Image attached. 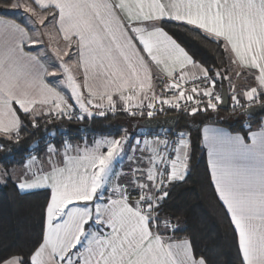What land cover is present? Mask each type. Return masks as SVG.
<instances>
[{
  "label": "snow or ice",
  "instance_id": "1",
  "mask_svg": "<svg viewBox=\"0 0 264 264\" xmlns=\"http://www.w3.org/2000/svg\"><path fill=\"white\" fill-rule=\"evenodd\" d=\"M8 6L27 14L23 26L0 20V136L8 141L20 142L18 112L30 117L33 127L38 117L71 120L69 98L79 108V120L91 118L92 109H99V116L115 113L118 101L131 115H136L132 109L142 116L148 109L151 119L157 103L180 110L184 100L185 110L195 116L202 101L193 94L201 93L207 98L203 110L216 111L222 97L214 94L215 80L164 31L159 23L164 20L222 40L232 63L255 78L256 86L243 92L247 107H264V0H17ZM36 25L55 31L41 33ZM41 35L50 42L62 37L64 49L52 48L58 65L25 52L26 44L42 42L33 38ZM153 65L167 78L164 91L171 98L155 93ZM73 68L82 73V82ZM50 76L61 78L49 82ZM201 77L210 87H183ZM233 93L234 108L243 107L234 86ZM188 102L194 106L188 108ZM130 139L125 133L97 140L93 148L76 149V155H69L65 141L60 162L52 159L59 152L49 144L46 172L43 166L36 169L42 162L31 156L17 187L50 190L41 241L27 260L11 256L0 264H206L188 239L167 235L178 225L160 212L169 185L183 181L189 170L190 140L184 132L175 141L158 134ZM250 140L217 128L203 130L211 181L234 226L240 264H264V130ZM126 144L132 166L121 183L114 167L126 155ZM9 175L0 173V182Z\"/></svg>",
  "mask_w": 264,
  "mask_h": 264
},
{
  "label": "trees",
  "instance_id": "2",
  "mask_svg": "<svg viewBox=\"0 0 264 264\" xmlns=\"http://www.w3.org/2000/svg\"><path fill=\"white\" fill-rule=\"evenodd\" d=\"M14 0H0V17L11 18L8 5ZM163 27L192 56L193 60L206 68L209 76L215 80L216 91L226 88L229 95L228 80L216 78L231 73V59L225 52L223 43L217 41L196 28L174 21H162ZM246 82L249 76L241 74ZM236 109L229 103L227 110L217 106L216 111L197 112L195 116L183 114L173 131H163L169 134L184 132L190 140L191 153L189 170L183 181L173 182L168 187L169 196L164 200L160 212L162 217L169 218L178 225L175 232L169 230L167 235L174 240L188 239L197 258H203L206 264H240L234 227L213 188L206 159V152L201 144L200 129L206 124L225 127L232 133H238L247 138L251 128L259 127L264 122V115L257 118H244L238 113L247 107ZM74 113H77L73 109ZM23 120L19 144L0 136V167L8 170L26 164L24 158L30 153L39 157L51 143L56 148L65 147V141L80 140V136L97 135L103 138H119L122 131L115 124L116 120H132L131 129L137 131L139 121L146 116L127 115L122 112L106 113L104 116H92L79 120L73 115L57 119L53 117H38L36 127L32 120L22 112H18ZM165 115H173L167 112ZM165 115H160L165 116ZM224 118V119H221ZM89 129L81 130L82 127ZM134 125L137 127L135 128ZM151 130H149L150 132ZM66 137V139H64ZM134 138L131 137L129 143ZM37 157V158H38ZM50 198L48 190L21 193L9 179L0 184V259L21 256L28 259L34 248L41 241L42 228L45 222V207Z\"/></svg>",
  "mask_w": 264,
  "mask_h": 264
},
{
  "label": "rangeland",
  "instance_id": "3",
  "mask_svg": "<svg viewBox=\"0 0 264 264\" xmlns=\"http://www.w3.org/2000/svg\"><path fill=\"white\" fill-rule=\"evenodd\" d=\"M15 2H17V0H14V3ZM8 15L11 16V17L17 18V19L21 20L24 23L25 22L24 21V17L27 14L23 13L22 9H12L11 8L8 11ZM36 27L40 30L41 33H43L44 31L54 32V27H52V26H49L47 29H44L40 25H36ZM33 38L34 39H40L42 41L41 43L31 45V48L34 50V52L37 55H40V57L44 61L49 62V66H51V63H56L58 65V61H56L55 56L52 54V48L59 47L60 49L63 50L64 49V42H62L58 38V36H57L56 40L52 41V42H50L48 40L47 36H44V35H41L40 37H35L34 36ZM73 59H75V56H73ZM64 60L68 61L69 57L65 56ZM238 72L241 73V71L239 69L234 68L231 71V73H229L227 75V77H229L227 79L228 80V89H229V95H228L229 96V103H231V105L233 107H234V102L232 100V95L234 94L233 93V86L235 87V95L240 100V104L241 105L248 103V101L243 96V92L246 89H249L251 87H255L256 86V81H255L254 77L253 78L251 77L252 79H250V81L246 82L245 79L242 77V75H239V76L237 75ZM73 73L76 75V69L75 68H73ZM215 77L217 78V76H215ZM60 78H61L60 76H57V77H51L50 76L49 80L52 82V81H56V80H58ZM216 90L217 89L214 88L213 91L216 92V94H218V92ZM66 96L70 97V92L66 91ZM68 103L72 104V105H74L76 107L75 101L72 100L71 98L68 99ZM236 108L237 107H235V109ZM119 112H122V111H119ZM109 113L113 114V112H109ZM73 115L77 116V113L73 112ZM127 115H130V114H127ZM221 119H224V118H221ZM115 124L118 126L120 131H122L123 135H125V133H127L128 137H130V138L131 137L134 138V135H136L137 133L138 134L139 133H143L141 131H149L147 129L139 128V129H137V131L133 132L132 129H131V124H132V120L131 119L124 120V121L122 119H119V120H116ZM96 137H97V135L93 136L91 134L90 135L84 134V135L80 136V140H78V141H89L90 139H93V138H96ZM69 143H71V142H69ZM46 151H47V149H46ZM137 154L139 155V153H137ZM118 162H119V164L116 167L119 170L118 173H121V176L119 178V182L125 183L126 182V174L129 173L130 167L132 165H131V162L126 157H124L123 160H118ZM118 166H119V168H118ZM4 171H8V170H5V169L0 167V173H3ZM5 178L6 177H4V179ZM133 192H135V191H133Z\"/></svg>",
  "mask_w": 264,
  "mask_h": 264
},
{
  "label": "crops",
  "instance_id": "4",
  "mask_svg": "<svg viewBox=\"0 0 264 264\" xmlns=\"http://www.w3.org/2000/svg\"><path fill=\"white\" fill-rule=\"evenodd\" d=\"M0 20H5V21H14L16 23H20L22 26L24 25V23L15 18V17H11V18H5V17H0ZM164 21H168V20H164ZM174 22H177V21H174ZM160 23V22H159ZM180 23V22H178ZM190 26V25H189ZM194 28V26H191ZM199 31L202 32V30L198 29ZM55 31V29H54ZM203 33V32H202ZM58 38L62 41V37H60L59 35H57ZM210 37V36H209ZM212 38V37H211ZM214 39V38H213ZM222 43H223V46H224V42L222 40H220ZM138 43V42H137ZM142 47V46H141ZM25 52H30L32 55H37L34 50L31 48V46L29 45H25ZM228 54V53H227ZM229 55V54H228ZM42 59V58H41ZM43 60V59H42ZM234 68H237L241 71V74H245L246 76H249L250 78L253 76L247 74V71L246 69H242L240 68L237 64L235 63H231V71L234 69ZM152 74H153V88H154V91L155 93L158 95V96H162L163 94V91H164V87H165V82H166V77L164 76V74L162 72H160V70L158 68H156L155 65L152 66ZM240 74V75H241ZM76 75H77V80L78 82H82V73L78 72L77 69H76ZM179 76V73L176 74V77ZM47 81L51 82L49 80V77L46 78ZM86 95V93H85ZM114 99H117L116 97H114ZM145 103H147V101H145ZM18 108V106H16ZM122 104L118 101L117 102V105H116V111H123L122 110ZM76 112H77V115H80V112H79V108L78 106H74L73 108ZM93 111V116L95 115V112L99 111V109H92ZM123 112H126V111H123ZM85 118H88L87 116H85ZM217 128V129H221L225 132H228L232 135H236L238 133H232L230 132L229 130H227L225 127H222V126H219V125H215V124H206V125H203L200 129V135H201V144L203 146V148L205 149V152H206V159H207V166H208V158H207V148L204 146V143H203V130L204 128ZM264 130V122L261 124V126L259 127H254V128H251L249 131H248V134H247V138L245 139L246 142L250 143L251 140H250V136L252 133H258L260 131ZM141 132H144V131H141ZM240 135V134H239ZM123 136V135H122ZM103 139H112V138H103V137H96V138H93V139H90L89 141H73L71 143H69V145H71V151L69 152V155H76L77 152H76V149H80L81 151H83L85 148H93L95 146V141L97 140H103ZM130 141V140H129ZM134 139L132 140V143H134ZM128 149V145L126 144L125 145V152H126V155H124V157L127 158V155H132V153L128 152L127 151ZM58 152H59V156H54L52 157L53 160H56L57 162H60V158L63 156L64 154V151H65V147L64 146H61L60 148H57ZM103 150V149H102ZM138 155V154H136ZM174 158V157H173ZM47 160H48V153L47 151H44L42 154L39 155L38 157V161L39 162H42V163H37L36 164V169H39L41 166H43V169L44 171H48V164H47ZM123 160V159H122ZM119 164V162L117 161L115 163V167H114V171L118 173V169H117V165ZM26 165V164H24ZM23 166L21 167H18V168H11V169H8V173L10 174L8 177H6L5 179H9L11 180L17 187V180L19 178H21L23 176V174L26 172V168ZM119 168V166H118ZM208 170H209V174H210V169L208 167ZM211 178V176H210ZM5 179L3 178V180L5 181ZM212 182V181H211ZM3 183V182H0V184ZM212 185H213V188L215 190V186L212 182ZM18 188V187H17ZM19 190V189H18ZM39 190H48V189H37V190H28V191H25V192H21V193H29V192H34V191H39ZM50 192V190H48ZM216 193V191H215ZM217 195V198L219 199L218 197V194L216 193ZM220 201V200H219ZM221 204L223 205L222 201H220ZM226 210V209H225ZM229 216V215H228ZM230 218V216H229ZM234 227V226H233Z\"/></svg>",
  "mask_w": 264,
  "mask_h": 264
},
{
  "label": "built area",
  "instance_id": "5",
  "mask_svg": "<svg viewBox=\"0 0 264 264\" xmlns=\"http://www.w3.org/2000/svg\"><path fill=\"white\" fill-rule=\"evenodd\" d=\"M193 85L199 86L200 88L210 87V84L208 82H204L203 81V77H201L200 80L190 81L188 83H185V84H183V87L186 88V89H191V87ZM214 94H216V92H214ZM171 96H172V93L170 91H163V94H162V97L163 98H171ZM193 96H194V99H200L202 101L201 104H200V106H199L201 110L198 111V112L204 111L203 109H204L205 104L207 102V98L206 97H203L202 96V93H201L200 96H197L196 94H193ZM179 103L182 106L180 110H176L174 108H170L167 105H163L162 106L159 103H157L156 104V110H154L155 111V114H154L153 117H159L160 115H165L167 112H171V113H173V115H176V116H180V115H183V114H188V112L185 110V101L184 100H181V101H179ZM253 105H255V104H253ZM192 106H194L192 104V102H188L187 103V107L188 108H190ZM161 107H163V110L162 111L159 110ZM207 110H212V109H207ZM132 111L136 112V115H140L138 109H132ZM147 111H148V109L145 108L144 116H146V117H148L147 116ZM116 112H119V111H116ZM97 113H98V111L95 112V116H99ZM106 113H109V112H106ZM122 113L129 114V112H127V111L126 112H123L122 111ZM157 134L160 135L161 137H165L166 136L170 141H175V140L178 139L177 138L178 135H176V134H169V133L163 132V131H158L157 132V131L151 130L150 132L149 131H144L143 133H139V134L137 133L136 135H134V141H135V139H142L145 135H147L148 138H152V136L157 135ZM64 139H66V137H64ZM49 144H51V143H49ZM33 155H35L36 157H38L37 156V153H35V152L30 153V154H28V155L25 156L24 161L26 162V164L28 163L29 159ZM172 155L174 157V153ZM137 198H138V196L136 195V192H133V195L131 197V200L134 202Z\"/></svg>",
  "mask_w": 264,
  "mask_h": 264
},
{
  "label": "water",
  "instance_id": "6",
  "mask_svg": "<svg viewBox=\"0 0 264 264\" xmlns=\"http://www.w3.org/2000/svg\"><path fill=\"white\" fill-rule=\"evenodd\" d=\"M220 96L222 97V103L218 105L219 109L227 110L229 108V96L226 88H222L220 92ZM264 115V107H261L260 104L252 105L251 108H244L238 113V116H243L244 118H257ZM178 116L176 115H165L161 117H149L142 119L138 123V127L141 129L147 130H165V131H173L177 125ZM134 125V127H137ZM89 125L86 127H82L81 130L89 129Z\"/></svg>",
  "mask_w": 264,
  "mask_h": 264
}]
</instances>
